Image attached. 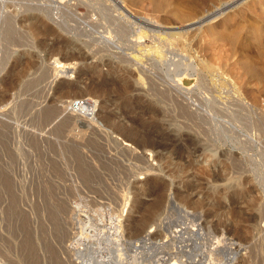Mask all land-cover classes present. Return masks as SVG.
Wrapping results in <instances>:
<instances>
[{"label":"rangeland","instance_id":"obj_1","mask_svg":"<svg viewBox=\"0 0 264 264\" xmlns=\"http://www.w3.org/2000/svg\"><path fill=\"white\" fill-rule=\"evenodd\" d=\"M19 1L49 7L28 10L34 35L8 19ZM0 12V264H264V0H0ZM73 94L94 104L70 124L82 145L69 123L52 129Z\"/></svg>","mask_w":264,"mask_h":264},{"label":"bare ground","instance_id":"obj_2","mask_svg":"<svg viewBox=\"0 0 264 264\" xmlns=\"http://www.w3.org/2000/svg\"><path fill=\"white\" fill-rule=\"evenodd\" d=\"M15 1L16 0H14V3H15ZM51 1V0H50ZM2 2V1H1ZM12 2H13V0H12ZM23 2V1H22ZM49 2V1H48ZM47 2V3H48ZM76 2V1H75ZM114 2L115 3H119L120 4V0H114ZM2 4V3H1ZM10 4V3H9ZM73 4H74V2H73ZM76 4V3H75ZM15 5V4H14ZM13 5V6H14ZM81 6V5H80ZM74 7H76V6H74ZM84 7V6H83ZM83 7H81V8H83ZM86 7V6H85ZM2 8V7H1ZM16 8L17 9H15V10H13L14 12H11V13H8L7 14V16H8V19H9V21L11 22V23H13V24H19L21 27H26L27 28V30H28V32L29 31H32V33H33V35H34V32L33 31H36V29L39 27V25L37 26V21L39 20L38 19V17L36 16V15H33V14H30V13H27L28 12V10H35V11H38V12H41L42 14H43V16L44 15H46V12L45 11H47V8H49V7H45L44 5H41V4H28V3H20V1H19V3L16 5ZM45 8H46V10H45ZM8 9V8H7ZM3 11V10H2ZM49 11H51V10H49ZM48 11V12H49ZM30 12V11H29ZM68 12V11H67ZM1 13V12H0ZM3 13H4V11H3ZM40 13V14H41ZM51 13V12H50ZM56 13H58V12H56ZM2 15V14H1ZM48 15H50V14H48ZM59 15V14H58ZM4 17H5V15H4ZM48 17V16H47ZM53 17V16H52ZM57 17H59V16H57ZM7 18V17H6ZM139 18V17H138ZM41 19V18H40ZM144 19H146V18H144ZM42 20V19H41ZM48 20V19H47ZM53 20V19H52ZM58 20V19H57ZM143 20V19H142ZM40 21V20H39ZM51 21V20H50ZM61 21V20H60ZM147 21H149V20H147ZM185 21V20H184ZM146 22V21H145ZM150 22V21H149ZM183 22V21H182ZM66 23V22H65ZM184 23V22H183ZM193 23V22H192ZM12 24V25H13ZM67 24V23H66ZM178 24V23H177ZM186 24V23H185ZM59 25H60V23H59ZM63 25V24H62ZM68 25V24H67ZM73 25V24H72ZM148 25V24H147ZM176 25V24H175ZM182 25H184V24H182ZM153 26V25H152ZM178 26V25H177ZM10 27H12L13 28V26H10ZM58 27V26H57ZM70 27V26H69ZM72 27V26H71ZM64 30H65V32L66 31H68V28L66 27V25H65V27L63 26L62 27ZM66 28V29H65ZM154 28V27H153ZM14 29V28H13ZM39 29H41V28H39ZM79 29H80V27H79ZM17 30V29H16ZM24 30V29H23ZM42 30V29H41ZM39 31V30H38ZM38 31L36 32V33H38ZM71 31V30H70ZM70 31H68V32H70ZM15 32V31H14ZM18 32H19V30H18ZM27 32V31H26ZM73 32V31H72ZM81 32V31H80ZM24 33V32H23ZM40 33V32H39ZM79 33V32H78ZM140 33V32H139ZM143 33V32H142ZM47 34V33H46ZM75 34H77V32L75 33ZM19 35V34H18ZM22 35V33L20 34V36ZM24 35V34H23ZM143 35V34H142ZM167 35V34H166ZM169 35V34H168ZM168 35H167V37H168ZM179 35V34H178ZM38 36V35H37ZM80 36V35H79ZM22 37H25V35L24 36H22ZM30 38V37H29ZM45 41V40H44ZM53 41H55V40H53ZM29 42H31V41H29ZM52 42V41H51ZM40 43V42H39ZM63 45L62 46H64L65 48L66 47H68V44H70V42L67 40V39H64L63 40ZM89 43V42H88ZM22 44V43H21ZM52 44V43H51ZM55 44H56V42H55ZM27 45V44H26ZM60 45V44H59ZM29 46V45H28ZM57 46V49H58V45H55V47ZM61 46V45H60ZM52 47L54 48V46H53V44H52ZM51 47V48H52ZM60 48H63V47H60ZM95 48V47H94ZM70 49V48H69ZM92 49V48H91ZM153 49V48H152ZM59 50V49H58ZM61 50V49H60ZM96 50V49H95ZM95 50H93V51H95ZM101 51H102V48H101ZM156 51H158V50H156ZM65 52V51H64ZM79 52H80V50H79ZM91 52H92V50H91ZM96 52V51H95ZM75 53V52H74ZM122 53H124V52H121V54ZM84 54V53H83ZM118 54H120V53H118ZM117 54V55H118ZM65 55V54H64ZM71 55V54H70ZM69 55V56H70ZM76 55V54H75ZM80 55V54H79ZM132 55V54H131ZM159 55V54H158ZM87 56V55H86ZM114 56V55H113ZM71 57H72V55H71ZM82 57V56H81ZM115 57V56H114ZM133 57V56H132ZM70 58V57H69ZM78 58H80V57H78ZM87 58V57H86ZM123 58V57H122ZM121 58V59H122ZM134 58V57H133ZM126 59H128V57H126ZM126 59H125V61H126ZM130 59V58H129ZM132 59V58H131ZM138 60V59H137ZM86 61V60H85ZM128 61V60H127ZM135 62V61H134ZM45 63V62H44ZM51 63L52 64H54L53 66H55V68H57V73L56 74H58L59 72L61 73V72H63L64 71V68H66L67 66L66 65H64L65 63H68V62H58L55 58H53V61H51ZM50 63V64H51ZM89 63H91V62H89ZM104 63V62H103ZM139 63V62H138ZM38 64V63H37ZM46 65V64H45ZM48 65V64H47ZM103 65V64H102ZM107 65V64H106ZM117 65V64H116ZM35 66V65H34ZM98 66H99V64H98ZM112 66V65H111ZM45 67V66H44ZM48 67V66H47ZM50 67V66H49ZM107 67H109V66H107ZM136 68H138V67H136ZM48 69V68H47ZM51 69V68H50ZM53 69V68H52ZM117 69V68H116ZM45 70V69H44ZM55 70V69H54ZM102 70V69H101ZM137 71V70H136ZM45 72V71H44ZM53 72V71H52ZM113 72V71H112ZM116 72V71H115ZM54 73H55V71H54ZM85 73V72H84ZM83 73V74H84ZM139 73V72H138ZM141 73V72H140ZM139 73V74H140ZM94 74V73H93ZM123 74V73H122ZM43 75H44V73H43ZM49 75V74H48ZM88 75V74H87ZM121 75V74H120ZM79 76V75H78ZM77 76V77H78ZM91 76V75H90ZM89 76V77H90ZM48 77V76H47ZM81 77V76H80ZM96 78V77H95ZM144 78V77H143ZM148 78V77H147ZM144 80V79H143ZM90 82V81H89ZM143 82V81H142ZM147 82V81H146ZM149 82H150V80H149ZM93 83V82H92ZM120 83H122V82H120ZM154 83H155V81H154ZM91 84V83H90ZM129 85V84H128ZM153 85V84H152ZM70 86V85H69ZM68 86V87H69ZM102 86V85H101ZM149 86V85H148ZM157 86V85H156ZM125 87V86H124ZM155 87V86H154ZM66 88V87H65ZM148 88V87H147ZM151 88V87H150ZM126 89V88H125ZM247 89V88H246ZM62 90V89H61ZM63 90H65V89H63ZM69 90H70V88H69ZM101 90V89H100ZM152 90H154V89H152ZM156 90H158V89H156ZM166 90V89H165ZM243 90H245V89H243ZM249 90V89H248ZM161 92H162V90H160ZM164 91V90H163ZM64 92V91H63ZM66 92V91H65ZM64 92V93H65ZM68 92V91H67ZM74 92V91H73ZM84 92V91H83ZM165 92V91H164ZM246 92H247V90H246ZM250 92H251V90H250ZM249 92V93H250ZM71 93V92H70ZM155 93V92H154ZM160 93V92H159ZM166 93V92H165ZM248 93V92H247ZM252 93V92H251ZM63 94V93H62ZM76 95H78L77 93H76ZM156 95V94H155ZM72 97L71 98H69L67 101H65V103L63 104V105H61L60 107H62L61 109H62V111L63 110H66V109H68V110H66V112L68 113L67 115H66V118H61L62 117V115H64L63 113H62V115H59V117H57V118H61V119H63V120H60V121H56V120H54V121H52L53 120V114L52 113H54L55 114V111L54 110H48V111H46L47 110V108H46V112L45 113H43V116H44V118H41V119H46V120H48V121H52L54 124H53V128L52 129H54V131L56 130H62L63 129V127L64 126H67L66 127V130H68L69 129V127L71 126L70 124H74V126H75V124H80V126L81 125H84L85 123H84V121H83V119H81L82 117H78V115L77 114H79V115H84V117H87V115L89 114V112L91 111V108L93 107V103H91V99L89 100V101H87V102H85L84 100H81V99H76L74 96V94L73 95H71ZM163 96H166V95H163ZM168 96V95H167ZM110 98H112V97H110ZM252 100V99H251ZM57 101V100H56ZM258 101H260V100H258ZM53 102V101H52ZM62 102V101H61ZM54 103H55V101H54ZM256 102H254V104H255ZM264 103V102H263ZM62 104V103H61ZM262 104V103H261ZM51 105V104H50ZM252 105H253V103H252ZM257 105V104H256ZM53 106V105H52ZM57 107L59 106V105H56ZM57 107H55V108H57ZM256 107V106H255ZM262 107V106H261ZM44 108V107H43ZM49 108V107H48ZM54 108V109H55ZM258 108V107H257ZM58 109H60V108H57V110ZM60 109V110H61ZM40 110H42V108L40 109ZM44 110V109H43ZM56 110V109H55ZM258 110V109H257ZM59 111V110H58ZM70 111V112H69ZM73 111H75L74 113H73ZM123 111H125V110H123ZM263 111V110H262ZM38 112V111H37ZM60 112V111H59ZM144 112V111H143ZM146 112V111H145ZM254 112V111H253ZM257 112V111H256ZM261 112V111H260ZM259 112V113H260ZM264 112V111H263ZM262 112V113H263ZM42 113V112H41ZM118 113V112H117ZM123 114H124V112H122ZM122 113H121V115H122ZM139 113H141V112H139ZM150 113V112H149ZM37 114V113H36ZM66 114V113H65ZM103 114V113H102ZM159 114V113H158ZM158 114H156V115H158ZM254 114V113H253ZM42 115V114H41ZM56 115H57V112H56ZM72 115H74L73 116V119H72ZM77 116V118H75L76 116ZM149 115V114H148ZM36 116V115H35ZM120 116V115H119ZM118 116V117H119ZM258 116V115H257ZM261 116V115H260ZM259 116V117H260ZM37 117V116H36ZM56 117V116H55ZM63 117H65V115L63 116ZM127 117V116H126ZM75 118V119H74ZM101 118L103 119V120H105V121H107L108 123H111L112 125H113V127H114V129L117 131V132H119V133H121L122 134V136H123V138L125 139V140H127V141H130V145H131V143H133L134 144V142L136 141L138 144L140 143V144H142V145H144V143L146 142V141H143V140H139V139H136V138H134L133 139V135L132 134H130V128L128 127V129L129 130H127V128L123 125V123L122 122H120V120H115L114 119V117L112 116V115H110V114H108V113H104V115H102L101 116ZM254 118V117H253ZM257 118V117H256ZM261 118V117H260ZM263 118V117H262ZM55 119V118H54ZM128 120H129V117L127 118ZM126 119V120H127ZM45 120V121H46ZM259 121L261 120V119H258ZM257 120V121H258ZM2 121V120H1ZM1 121H0V123H1ZM5 121V120H4ZM38 121V120H37ZM48 121H47V123H48ZM133 121V120H132ZM256 121V122H257ZM3 122V121H2ZM42 122V121H41ZM88 122V121H87ZM127 122V121H126ZM125 122V123H126ZM253 122V121H252ZM262 122V121H261ZM11 123V122H10ZM68 123H69V127H68ZM130 123V122H129ZM43 124V123H42ZM51 124V123H50ZM134 124V123H133ZM132 124V125H133ZM257 124V123H256ZM264 124V123H263ZM4 125V124H3ZM10 125V124H9ZM52 125V124H51ZM86 125H88V123L86 124ZM85 125V126H86ZM91 125V124H90ZM88 126L90 129H91V126ZM258 125H259V123H258ZM260 125H261V123H260ZM4 126H8L7 124L6 125H4ZM11 126V125H10ZM13 126V125H12ZM78 126V125H77ZM84 126V127H85ZM93 126V125H92ZM127 126H129V125H127ZM135 126V125H134ZM134 126H133V128H134ZM139 126V125H138ZM39 127V126H38ZM41 127V126H40ZM47 127V126H46ZM50 127H52V126H50ZM76 127V126H75ZM84 127L82 128V130L84 131ZM87 126H86V128H88ZM5 128V127H4ZM10 128V127H9ZM44 128V127H43ZM72 127H70V131L73 129H71ZM93 128V127H92ZM140 128V127H139ZM143 129H144V127H142ZM147 128V127H146ZM160 128V127H159ZM262 128H264V127H262ZM261 128V129H262ZM29 129V128H28ZM33 129V128H32ZM65 129V128H64ZM64 129L62 130V131H64ZM260 129V130H261ZM3 130V129H2ZM14 130V129H13ZM26 130V129H25ZM35 130V129H34ZM38 130V129H37ZM49 130V129H48ZM47 130V131H48ZM65 130V132H67ZM75 130V129H74ZM93 130V129H92ZM134 130V129H133ZM139 129L137 128V131H138ZM146 130V129H145ZM33 131V130H32ZM31 131V132H32ZM53 131V130H52ZM77 131L78 132H76V131H74V132H76V134H79V136L81 135L80 134V132H82V133H84L85 131H87L86 129H85V131L83 132V131H81V129L79 130V129H77ZM96 131V129L94 130V132ZM132 131V130H131ZM147 131V130H146ZM27 132V131H26ZM29 132V131H28ZM35 132V131H34ZM61 132V131H60ZM69 132V131H68ZM67 132V133H68ZM91 131H89L88 133H84V134H89ZM93 132V133H94ZM261 132V131H260ZM7 133V132H6ZM37 133V132H36ZM35 133V134H36ZM71 133H72V131H71ZM71 133L70 134H68V135H71ZM97 133V132H96ZM112 133H114L115 134V132H112ZM134 133V132H133ZM262 133V132H261ZM8 134L9 133H7V136H8ZM31 135H32V133H30ZM34 134V133H33ZM34 134V135H35ZM44 134V133H43ZM42 134V135H43ZM51 134V133H50ZM57 134H58V131H57ZM66 134V133H65ZM73 134H75V133H72V136H71V138L73 137ZM139 134V133H138ZM138 134H137V136H138ZM152 134V133H151ZM1 135V134H0ZM25 135V134H24ZM29 135V134H28ZM40 135V134H39ZM98 135V134H97ZM96 135V136H97ZM109 135V134H108ZM148 135V134H147ZM263 135H264V133H263ZM2 136H5V135H2ZM30 136V135H29ZM38 136V135H37ZM46 136V135H45ZM49 136V135H48ZM78 136V135H77ZM82 137L84 136V135H81ZM81 136H80V138H81ZM103 136V135H102ZM101 136V137H102ZM117 136V135H116ZM25 137V136H24ZM42 136L40 135V138H41ZM44 137V136H43ZM42 137V138H43ZM65 137V136H64ZM67 137V136H66ZM89 137V136H88ZM87 137V138H88ZM91 137V136H90ZM93 137H94V135H93ZM113 137V136H112ZM115 137V136H114ZM120 137V136H119ZM154 137V136H153ZM28 138V137H27ZM34 138V137H33ZM33 138H32V141L34 142V140H33ZM45 138V140H49V138H46V137H44ZM60 138H61V136H60ZM69 138V137H68ZM71 138H69V140L71 139ZM79 138V140H77L76 139V137H74V140H73V138H72V140H70V141H74L75 143L77 142V141H80L81 139ZM95 138L97 139V137H94V140H91V138H90V140L91 141H97V143L99 142L98 140H95ZM103 138V137H102ZM109 138H111V136L109 137ZM137 138H139V137H137ZM168 138V137H167ZM170 138V137H169ZM2 139V138H1ZM34 139H38V138H34ZM56 139V138H55ZM62 139V138H61ZM114 139V138H113ZM120 139V138H119ZM136 139V140H135ZM142 139H143V137H142ZM263 139V138H262ZM35 140V141H36ZM41 140H43V139H41ZM54 140V139H53ZM67 141H69L68 139H66ZM77 140V141H76ZM88 140V139H87ZM86 140V141H87ZM90 140L89 141H87V143L88 142H90ZM117 140V139H116ZM115 140V141H116ZM123 140V139H122ZM264 140V139H263ZM28 141H31V139L30 140H28ZM31 141V142H32ZM38 141V140H37ZM50 141V140H49ZM51 141H52V139H51ZM59 141V140H58ZM67 141L65 142V143H67ZM69 141V142H70ZM82 141V140H81ZM80 141V142H81ZM85 141V140H84ZM83 141V142H84ZM112 141V140H111ZM26 142H27V140H26ZM38 142H40V139H39V141ZM117 142V141H116ZM120 142V141H119ZM119 142H118V144H119ZM124 142V141H123ZM126 142V141H125ZM124 142V143H125ZM169 142V141H168ZM173 142H174V140H173ZM172 142V143H173ZM51 143V142H50ZM52 143H54V146L53 147H55V142H52ZM60 143H61V141H60ZM64 143V144H65ZM75 143H73V144H75ZM78 144H80L79 142H77ZM86 143V142H85ZM84 143V144H85ZM87 143H86V145H87ZM100 143V142H99ZM98 143V144H99ZM105 143V142H104ZM112 143V142H111ZM31 144V143H30ZM33 144V143H32ZM34 144H36L35 142H34ZM46 144H48V143H46ZM69 144H72V143H69ZM93 144V143H92ZM121 144V143H120ZM129 144H127L128 146H129ZM139 144V145H140ZM162 144V143H161ZM37 145V144H36ZM65 145H67V144H65ZM81 145H82V142H81ZM81 145H78V146H81ZM85 145V146H86ZM122 145H123V143H122ZM142 145H140V146H142ZM152 145V144H151ZM169 145V144H168ZM35 146V145H34ZM38 146V145H37ZM36 146V147H37ZM43 146V145H42ZM47 146V145H46ZM72 146V145H71ZM77 146V145H76ZM77 146V147H78ZM91 146V145H90ZM96 146H98V145H96ZM103 146V145H102ZM121 146V145H120ZM126 146V145H125ZM125 146L123 147V148H125ZM132 146V145H131ZM133 146H135V145H133ZM150 146V145H149ZM157 146V145H156ZM167 146V145H166ZM172 146V145H171ZM35 147V148H36ZM40 147V146H39ZM44 147V146H43ZM50 147H52V145L50 146ZM57 147H58V145H57ZM66 147V146H65ZM69 147V146H68ZM127 147V146H126ZM135 147H137V145L135 146ZM144 147H145V145H144ZM143 147V148H144ZM161 147V146H160ZM42 148V147H41ZM59 148V147H58ZM60 148H61V146H60ZM63 148V147H62ZM71 148V147H70ZM83 148V147H82ZM94 148H95V146H94ZM142 148V149H143ZM163 148V147H162ZM43 149V148H42ZM56 149V148H55ZM65 149H67V148H65ZM80 149V148H79ZM88 149V148H87ZM97 149V148H96ZM101 149H103L102 147H101ZM106 149V148H105ZM104 149V150H105ZM118 150H119V148H117ZM126 150L128 149V147L127 148H125ZM125 149H123V150H125ZM140 149V148H139ZM41 150V149H40ZM48 150V149H47ZM82 150V149H81ZM90 150H91V148H90ZM100 150V149H99ZM104 150H102V151H104ZM107 150V149H106ZM117 150V151H118ZM126 150H125V152H126ZM131 150V149H130ZM144 150V149H143ZM146 150V149H145ZM43 151V150H42ZM45 151V150H44ZM78 151V150H77ZM157 151V150H156ZM264 151V150H263ZM41 152V151H40ZM55 152V151H54ZM61 152V151H60ZM64 152V151H63ZM86 152V151H85ZM92 152V151H91ZM133 152V151H132ZM160 152V151H159ZM42 153V152H41ZM83 153V152H82ZM87 153V152H86ZM105 152H103V154H104ZM107 153V152H106ZM110 153V152H109ZM127 153V152H126ZM129 153V152H128ZM128 153L126 154V155H128ZM138 153V152H137ZM137 153H136V155H137ZM146 153V152H145ZM209 153V152H208ZM60 154H62V153H60ZM67 154V153H66ZM73 154H74V151H73ZM113 154V153H112ZM131 154V153H130ZM151 154H153V153H151ZM165 154V153H164ZM63 155V154H62ZM62 155H60V156H62ZM76 155V154H75ZM78 155V154H77ZM85 155V154H84ZM107 155V154H106ZM134 155V154H133ZM207 155V154H206ZM212 155V153L210 154V156ZM158 156V155H157ZM157 156H156V158H157ZM210 156H208V157H210ZM47 157V156H46ZM49 157H51V156H49ZM48 157V158H49ZM59 157V156H58ZM75 157V156H74ZM73 157V158H74ZM81 157V156H80ZM109 157V156H108ZM68 158V157H67ZM83 158V157H82ZM110 158V157H109ZM136 158V157H135ZM140 158H141V156H140ZM159 158V157H158ZM47 159V158H46ZM69 159V158H68ZM79 159V158H78ZM55 160V159H54ZM53 160V161H54ZM71 160V159H70ZM85 160V159H84ZM83 160V161H84ZM134 160H136V159H134ZM49 161V160H48ZM47 161V162H48ZM56 161V160H55ZM66 161V160H65ZM72 161V160H71ZM75 161V160H74ZM82 161V162H83ZM141 161H143V160H141ZM57 162V161H56ZM56 162H54V163H56ZM61 162H63V161H61ZM86 162V161H85ZM112 162H113V160H112ZM40 163V162H39ZM64 163H67V162H64ZM71 163V162H70ZM143 163V162H142ZM145 163V162H144ZM42 164V163H41ZM58 164V163H57ZM63 164V163H62ZM68 164V163H67ZM66 164V165H67ZM87 164V163H86ZM108 164V163H107ZM52 165V164H51ZM81 165V164H80ZM109 165V164H108ZM38 166H40V168H41V165H38ZM37 166V167H38ZM47 166H49V165H47ZM54 166V165H53ZM74 166V165H73ZM72 166V167H73ZM111 165H109V167H110ZM2 167V166H1ZM55 167L57 168L58 166H56L55 165ZM61 167V166H60ZM75 167V166H74ZM145 167H147V166H145ZM49 168H51L52 169V167H49ZM54 168V167H53ZM81 168V167H80ZM85 168H87L86 166H85ZM34 169V168H33ZM37 169V168H36ZM44 169V168H43ZM43 169H41V170H43ZM58 169H59V167H58ZM79 169V168H78ZM81 169H84L83 167L81 168ZM60 170H61V168H60ZM63 170H64V168H63ZM74 170V169H73ZM77 170V169H76ZM111 170H112V168H111ZM48 171V170H47ZM59 171V170H58ZM84 171H86V169L84 170ZM93 171V170H92ZM0 172H2V169H1V171ZM5 172H6V170H5ZM39 173H40V170L38 171ZM37 172V173H38ZM78 172V171H77ZM34 173V172H33ZM36 173V174H37ZM65 173H66V171H65ZM89 173V172H88ZM93 173V172H92ZM5 174V173H4ZM3 174V175H4ZM9 174V173H8ZM50 174V173H49ZM48 174V175H49ZM63 174V173H62ZM81 174V173H80ZM85 174V173H84ZM83 174V175H84ZM41 176H42V174H40ZM52 175V174H51ZM54 175V174H53ZM82 175V174H81ZM90 175H91V173H90ZM8 176V175H7ZM33 176H34V174H33ZM37 176V175H36ZM45 176H47V174L45 175ZM57 176V175H56ZM63 176V175H62ZM61 176V177H62ZM65 176H67V174L65 175ZM65 176H64V178H65ZM69 176H71L70 174H69ZM68 176V177H69ZM86 176H87V173H86ZM92 176V175H91ZM53 177V176H52ZM77 177V176H76ZM84 177V176H83ZM3 178V177H2ZM80 178V177H79ZM82 178V177H81ZM93 178V177H92ZM40 179V178H39ZM44 179V178H43ZM43 179H40V180H43ZM67 179V178H66ZM95 179V178H94ZM93 179V180H94ZM6 180V179H5ZM9 180H10V178H9ZM46 180V179H45ZM44 180V181H45ZM65 180V179H64ZM88 180V179H87ZM90 180H91V178H90ZM92 180V181H93ZM102 180H104L105 181V179H102ZM36 181V180H35ZM50 181V180H49ZM48 181V182H49ZM55 181V180H54ZM63 181V180H62ZM74 181V180H73ZM100 181H101V179H100ZM104 181H103V183H104ZM7 182V181H6ZM10 182V181H9ZM12 182V181H11ZM34 182V181H33ZM47 182V181H46ZM61 182V181H60ZM42 183H44L43 181H42ZM63 183V182H62ZM77 183V182H76ZM94 183V182H93ZM102 183V184H103ZM7 184V183H6ZM28 184V183H27ZM41 184V183H40ZM51 184V183H50ZM49 184V185H50ZM105 184H106V182H105ZM44 185V184H43ZM46 185V184H45ZM2 186V185H1ZM33 186H35V185H33ZM55 186H58V185H55ZM54 186V187H55ZM67 186H69V185H67ZM70 186H71V184H70ZM87 186V185H86ZM86 186H84V187H86ZM101 186V185H100ZM3 187V186H2ZM50 187V186H49ZM53 187V188H54ZM88 187H90V186H88ZM104 187H106L105 185H104ZM108 187V186H107ZM4 188V187H3ZM12 188V187H11ZM10 188V189H11ZM35 188H36V186H35ZM42 187H40V189H41ZM66 188V187H65ZM78 188V187H77ZM50 189V188H49ZM56 189V188H55ZM67 189V188H66ZM81 188H79V190H80ZM95 189V188H94ZM98 189V188H97ZM7 190H9V189H7ZM52 190V189H51ZM60 190H62V189H60ZM78 190V191H79ZM86 190V189H85ZM14 191V190H13ZM47 191V190H46ZM56 191V190H55ZM66 191V190H65ZM64 191V192H65ZM72 191H73V189H72ZM77 191V190H76ZM75 191V192H76ZM89 191V190H88ZM92 191V190H91ZM94 191H97V190H94ZM4 192V191H3ZM7 192V191H6ZM50 192V191H49ZM54 192V191H53ZM67 192V191H66ZM2 193V192H1ZM8 193V192H7ZM12 193V192H11ZM17 193V192H16ZM29 193V192H28ZM33 193H35V191L33 192ZM47 193V192H46ZM45 193V194H46ZM54 193H56V192H54ZM95 193V192H94ZM98 194H99V191L97 192ZM44 194V195H45ZM63 194V193H62ZM9 195V194H8ZM35 195H36V193H35ZM34 195V196H35ZM48 195V194H47ZM59 195V194H58ZM75 195H76V193H75ZM2 196V195H1ZM7 196V195H6ZM13 197H14V195H12ZM12 196H10V197H12ZM17 196V195H16ZM28 196V195H27ZM46 196V195H45ZM50 196V195H49ZM65 196V195H64ZM84 196V195H83ZM86 196V195H85ZM100 196V195H99ZM8 198H9V196H7ZM46 197H48V196H46ZM51 197V196H50ZM49 197V198H50ZM54 198H55V195L53 196ZM61 196H59V197H56V199L55 200H57V199H59ZM63 197V196H62ZM71 197H73V196H70V198ZM2 198V197H1ZM17 197H15V199H16ZM37 198V197H36ZM41 198V197H40ZM43 198V197H42ZM52 198V197H51ZM79 198V197H78ZM13 199V198H12ZM27 199V198H26ZM48 199V198H47ZM73 199V198H72ZM80 199V198H79ZM95 199V198H94ZM93 199V200H94ZM14 200V199H13ZM34 200V199H33ZM36 200V199H35ZM46 200V199H45ZM51 200V199H50ZM50 200H47V201H50ZM52 200H54V199H52ZM74 200V199H73ZM81 200V199H80ZM79 200V201H80ZM90 200V199H89ZM60 201V200H59ZM76 201V200H75ZM9 202H11V200L9 201ZM61 202H63V201H61ZM61 202L59 203L58 201L57 202H53V204H55V205H57V204H61ZM66 202V201H65ZM98 202V201H97ZM134 202V201H133ZM13 203H14V201H13ZM25 203V202H24ZM35 203V202H34ZM48 203H50V202H48ZM48 203H47V205H48ZM99 203V202H98ZM4 204H7V203H4ZM27 204V203H26ZM45 204V203H44ZM51 204H52V202H51ZM50 204V205H51ZM73 204V203H72ZM80 204V203H79ZM9 205V204H8ZM11 205V204H10ZM13 205V204H12ZM11 205V206H12ZM16 205V204H15ZM50 205H48V208H52V205L50 206ZM75 205H76V203H75ZM102 205V204H101ZM46 206V205H45ZM45 206H43V207H45ZM50 206V207H49ZM35 207V209H37V207L36 206H34ZM33 207V208H34ZM39 207V206H38ZM55 207H58V206H55ZM54 206H53V208H54V210L56 209ZM68 207V206H67ZM7 208V207H6ZM11 208V207H10ZM16 208V207H15ZM17 208H19V207H17ZM61 208V207H60ZM68 208H70V207H68ZM12 209V208H11ZM45 209V208H44ZM19 210H20V208H19ZM57 210H58V208H57ZM56 210V211H57ZM69 210V209H68ZM17 211V210H16ZM51 211V210H50ZM55 211V212H56ZM65 211V210H64ZM63 211V212H64ZM23 212V211H22ZM24 212H27V211H24ZM61 212V211H60ZM72 212V211H71ZM24 214V213H23ZM36 214H38V212L36 213ZM66 214V213H65ZM73 214V213H72ZM22 215V214H21ZM38 215H40V214H38ZM52 215V214H51ZM51 215H49V216H51ZM23 216V215H22ZM22 216L20 217V218H22ZM28 216V215H27ZM36 216V215H35ZM54 216V215H53ZM62 216V215H61ZM60 216V217H61ZM39 217V216H38ZM56 217V216H55ZM72 217V216H71ZM19 218V219H20ZM33 218V217H32ZM54 218V217H53ZM52 218V219H53ZM89 218V217H88ZM40 219V218H39ZM56 219V218H55ZM63 219V218H62ZM74 219V218H73ZM37 220H38V218H37ZM60 220V219H59ZM68 220V219H67ZM71 220V219H70ZM28 221H29V219H28ZM52 221V220H51ZM64 221V220H63ZM41 222V221H40ZM59 221H57V223H58ZM65 222V221H64ZM63 222V223H64ZM41 223H43V222H41ZM49 223V222H48ZM53 223V221L51 222V224ZM63 223H62V225L61 226H63ZM22 224H24V223H22ZM28 225V224H27ZM30 225V224H29ZM56 225V224H55ZM145 225H147V223H145V222H143L142 224H141V229L142 228H144L145 227ZM21 226H23V225H21ZM24 226H25V224H24ZM32 226V225H31ZM31 226H30V228H31ZM60 226V227H61ZM117 226V225H116ZM42 227H44V226H42ZM51 227V226H50ZM140 227V226H139ZM29 228V229H30ZM36 228V227H35ZM55 228V227H54ZM68 228V227H67ZM112 228V227H111ZM114 228V227H113ZM112 228V229H113ZM28 229V228H27ZM41 229V231L43 232V230H42V228H40ZM63 229H64V227H63ZM139 229V228H138ZM32 230V229H31ZM37 230V229H36ZM51 230V229H50ZM58 230V229H57ZM65 230V229H64ZM68 230V229H67ZM66 230V231H67ZM116 230V229H115ZM137 230V229H136ZM23 231H25V230H23ZM60 231V230H59ZM140 231H142V230H140ZM144 231V230H143ZM149 231H151V230H148L147 232H146V234H145V236H141L142 237V239H136V240H133V244L134 245H139V243H142V242H144L146 239H148L150 236H147V235H149L148 233H149ZM172 232H174V231H177L176 229H174V230H171ZM56 232V231H55ZM114 232V231H113ZM114 233H116V232H114ZM118 233V232H117ZM28 234V233H27ZM55 234V233H54ZM57 234H58V232H57ZM63 234V233H62ZM25 235H26V233H25ZM59 235V234H58ZM65 235H66V233H65ZM119 235V234H118ZM60 236V235H59ZM115 236V235H114ZM120 236V235H119ZM26 237V236H25ZM57 237V236H56ZM81 237V236H80ZM79 237V238H80ZM216 237V236H215ZM219 237V236H218ZM217 237V242H220L221 241V238H218ZM46 238V237H45ZM119 238V237H118ZM117 238V239H118ZM122 238V237H121ZM139 238V237H138ZM28 239V238H27ZM44 239V238H43ZM47 239V238H46ZM71 239H74V238H71ZM81 240V239H80ZM99 240V239H98ZM216 240V239H215ZM25 240H23V242H24ZM28 241H29V239H28ZM27 241V242H28ZM42 241V240H41ZM40 241V242H41ZM79 241V240H78ZM118 241H119V239H118ZM21 242H22V240H21ZM48 242H50V241H48ZM116 242H117V240H116ZM132 242V241H131ZM45 243V242H44ZM74 243V242H73ZM88 243V242H87ZM25 244V243H24ZM28 244V243H27ZM33 244V243H32ZM70 244V243H69ZM92 244V243H91ZM231 245L232 244H234L233 242H231L230 243ZM29 245H31V243H29ZM45 245H47V244H45ZM48 245H49V243H48ZM89 245V244H88ZM95 245V244H94ZM97 245V244H96ZM24 246V245H23ZM26 246V245H25ZM24 246V247H25ZM28 246V245H27ZM41 246V245H40ZM230 246V245H229ZM228 246V247H229ZM29 247V246H28ZM31 247V246H30ZM48 247V246H47ZM62 247V249H63V247L64 246H61ZM110 247V246H109ZM74 248V247H73ZM111 248V247H110ZM229 248H231V247H229ZM22 249H24V248H22ZM48 249V248H47ZM53 249V248H52ZM65 249V248H64ZM70 249V248H69ZM86 249V248H85ZM27 250V249H26ZM48 250H51V249H48ZM55 250V249H54ZM78 250V248L76 249V251ZM109 250V249H108ZM23 251V250H22ZM25 251V250H24ZM33 251V250H32ZM66 251V250H65ZM68 251V250H67ZM34 252V251H33ZM56 252V251H55ZM78 252V251H77ZM23 253H25V252H23ZM29 253V252H28ZM66 253V252H65ZM84 253V252H83ZM111 253H112V251H111ZM120 253V252H119ZM34 254V253H33ZM35 254H36V252H35ZM44 254V253H43ZM52 254H53V252H52ZM79 254V253H78ZM116 254V253H115ZM114 254V255H115ZM124 254V253H123ZM32 255V254H31ZM69 255V254H68ZM100 255V254H99ZM25 256V255H24ZM34 256V255H33ZM48 256V255H47ZM51 256V255H50ZM89 256V255H88ZM123 256V255H122ZM21 257H22V255H21ZM35 257V256H34ZM83 257V256H82ZM93 257H95V258H97L96 256H93ZM93 257H92V259H93ZM32 258V257H31ZM31 258H29V259H31ZM36 258V257H35ZM34 258V259H35ZM45 258V257H44ZM48 258V257H47ZM46 258V259H47ZM50 258V257H49ZM52 258V257H51ZM235 258V253L233 252L231 255H230V258H229V260H232V259H234ZM29 259H28V261H29ZM41 259V258H40ZM55 259V258H54ZM53 259V260H54ZM59 259V258H58ZM58 259H57V261H58ZM75 259V258H74ZM82 259V258H81ZM88 259V258H87ZM111 259H113V258H111ZM115 259H117V258H115ZM122 259V258H121ZM25 260H27L26 258H25ZM38 260V259H37ZM48 260V259H47ZM60 260V259H59ZM79 260V259H78ZM96 260V259H95ZM195 260V259H194ZM197 260V259H196ZM27 261V262H28ZM55 261V260H54ZM63 261V260H62ZM73 261V260H72ZM71 261V262H72ZM91 262H94V261H92V260H90ZM109 261V260H108ZM52 262V261H51ZM115 262H118L117 260L115 261ZM194 262V261H193ZM30 263V262H29ZM32 263H34V262H31L30 264H32ZM59 263H60V261H59ZM72 263H75V262H72ZM78 263V262H77ZM106 263V262H105ZM122 264L121 262H120V260H119V262L118 263H114V264ZM124 263V262H123ZM58 264V263H57ZM64 264V263H63ZM80 264V263H79ZM164 264V263H163ZM172 264H177L176 262H172ZM194 264V263H193Z\"/></svg>","mask_w":264,"mask_h":264}]
</instances>
